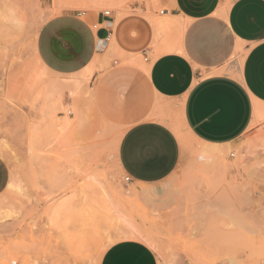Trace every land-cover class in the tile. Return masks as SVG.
<instances>
[{
  "label": "rangeland",
  "instance_id": "374dc122",
  "mask_svg": "<svg viewBox=\"0 0 264 264\" xmlns=\"http://www.w3.org/2000/svg\"><path fill=\"white\" fill-rule=\"evenodd\" d=\"M144 3L146 13L119 10L116 26L137 17L153 40L166 37L152 18L163 9ZM69 8L82 9L72 0H0V159L9 170L0 264H98L109 246L128 239L146 244L157 264H264V182L245 174L248 164L264 163V114L223 150L192 138L180 110L160 102L154 117L181 147L180 193L152 214L118 163L120 138L133 122L105 114L96 97L94 73L122 55L115 37L113 55L97 56L101 65L86 76L51 74L35 55L40 26ZM207 147L216 153L202 154Z\"/></svg>",
  "mask_w": 264,
  "mask_h": 264
},
{
  "label": "crops",
  "instance_id": "0c3cea01",
  "mask_svg": "<svg viewBox=\"0 0 264 264\" xmlns=\"http://www.w3.org/2000/svg\"><path fill=\"white\" fill-rule=\"evenodd\" d=\"M148 1L164 11L152 15L164 38L153 40L152 28L137 17L116 26L119 10L146 13L144 0H72L82 9L48 17L34 50L47 72L79 75L101 65L97 56L113 55L108 48L115 37L122 55L94 73L96 97L105 114L133 122L120 138L118 163L142 207L158 214L178 200L174 174L181 157L175 133L154 117L160 102L180 110L192 138L223 150L234 148L264 114V0ZM245 170L248 179L264 182V163ZM8 183L9 170L0 159V194ZM98 264L157 260L146 244L128 239L109 246Z\"/></svg>",
  "mask_w": 264,
  "mask_h": 264
},
{
  "label": "bare ground",
  "instance_id": "6f19581e",
  "mask_svg": "<svg viewBox=\"0 0 264 264\" xmlns=\"http://www.w3.org/2000/svg\"><path fill=\"white\" fill-rule=\"evenodd\" d=\"M12 10L14 11V9H12ZM10 11H11V10H10ZM13 16H14V15H13ZM90 70H91V69H86L85 71H83V72L81 73V75H82V76H86L87 73L89 74ZM81 75H80V76H81ZM82 76H81V77H82ZM66 124H67V123H66ZM66 124H65V125H66ZM209 147H211V146H209ZM212 148H213V147H212ZM213 153H216L215 150H212V149H210V148L207 147L205 150H203V153H202V154L210 155V154H213ZM133 233H134V232H133ZM135 235H137V234H135ZM137 237H138V235H137ZM134 238H135V237H134Z\"/></svg>",
  "mask_w": 264,
  "mask_h": 264
},
{
  "label": "built area",
  "instance_id": "2783aa9c",
  "mask_svg": "<svg viewBox=\"0 0 264 264\" xmlns=\"http://www.w3.org/2000/svg\"><path fill=\"white\" fill-rule=\"evenodd\" d=\"M163 12H164V11H160V14H163ZM102 14H103L104 16H109L110 12H109V11H103ZM230 157L233 158L234 155H233V154H230ZM124 181H125L126 183H129V182H130L129 177L125 176V177H124ZM12 264H16V263H12Z\"/></svg>",
  "mask_w": 264,
  "mask_h": 264
},
{
  "label": "snow or ice",
  "instance_id": "6c2138e0",
  "mask_svg": "<svg viewBox=\"0 0 264 264\" xmlns=\"http://www.w3.org/2000/svg\"><path fill=\"white\" fill-rule=\"evenodd\" d=\"M147 150V149H146Z\"/></svg>",
  "mask_w": 264,
  "mask_h": 264
}]
</instances>
